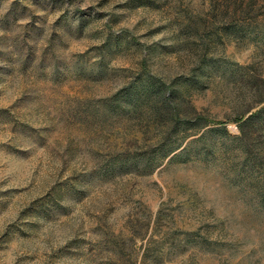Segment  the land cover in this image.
<instances>
[{
	"label": "rangeland",
	"instance_id": "rangeland-1",
	"mask_svg": "<svg viewBox=\"0 0 264 264\" xmlns=\"http://www.w3.org/2000/svg\"><path fill=\"white\" fill-rule=\"evenodd\" d=\"M262 105L264 0H0V264H264Z\"/></svg>",
	"mask_w": 264,
	"mask_h": 264
},
{
	"label": "trees",
	"instance_id": "trees-1",
	"mask_svg": "<svg viewBox=\"0 0 264 264\" xmlns=\"http://www.w3.org/2000/svg\"><path fill=\"white\" fill-rule=\"evenodd\" d=\"M158 99L160 100L161 104L164 106V108L168 109L171 113V129L172 131L177 128L179 126V124H184L183 120L181 123H178L176 121V116L178 114L176 108H175V105L173 104V102L170 100V97L167 93H164V92H159V95H158ZM264 119V105L260 106L256 111H254L253 113H251L249 116H247L245 119H243L241 121V125H240V128L242 127L243 124H246L248 123L249 121H251L252 119ZM213 130H225V128H212L210 129L209 131H213ZM242 130V128H241ZM226 133V132H225ZM204 134L200 135L199 137L195 138L192 142L194 141H197L199 139H201V137L203 136ZM187 148H183L179 153H174L171 157V159L173 158H176L178 156H180L181 153H183ZM175 150V148H170V152L172 153L173 151ZM168 153V152H167ZM166 153V154H167ZM165 154V155H166ZM164 155V156H165Z\"/></svg>",
	"mask_w": 264,
	"mask_h": 264
}]
</instances>
